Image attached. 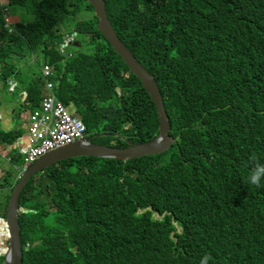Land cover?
Here are the masks:
<instances>
[{
	"label": "trees",
	"instance_id": "obj_1",
	"mask_svg": "<svg viewBox=\"0 0 264 264\" xmlns=\"http://www.w3.org/2000/svg\"><path fill=\"white\" fill-rule=\"evenodd\" d=\"M11 2L37 16L30 24L10 16L11 35L0 22V79L8 90L16 83L18 117L47 94L49 66L58 99L83 119L91 142L125 147V138L157 135L150 96L99 32L89 0ZM105 2L162 93L176 140L162 153L71 157L33 175L19 201L31 210L19 216L23 264H200L205 255L208 264H264V178L259 187L247 182L264 164V0ZM75 33V49H60ZM22 135L0 128L11 164L0 179L1 257L23 164L12 146Z\"/></svg>",
	"mask_w": 264,
	"mask_h": 264
},
{
	"label": "water",
	"instance_id": "obj_2",
	"mask_svg": "<svg viewBox=\"0 0 264 264\" xmlns=\"http://www.w3.org/2000/svg\"><path fill=\"white\" fill-rule=\"evenodd\" d=\"M89 2L93 6L95 15L98 18L97 28L99 32L122 58L124 63L129 67L130 72L140 81L142 88L150 96L158 116V133L152 139L144 142L134 143L128 138H125L128 143L125 147L110 146L91 142L87 138H82L75 142L55 148L40 156L36 162L28 167L12 191L9 207H7V219H5L7 220L5 221V224H7L9 230V237L7 238L8 253H6V264H23L19 216L23 213H28L31 210L20 208L19 201L24 187L33 175L57 162L71 157L97 156L128 161L143 155L162 153L168 150L176 140V138L170 133L171 121L165 108L162 93H160L155 80L146 72V69L119 38L109 19L105 0H89ZM77 35L78 33L74 34L72 41L77 40ZM71 43L72 42L70 41L69 45Z\"/></svg>",
	"mask_w": 264,
	"mask_h": 264
},
{
	"label": "built area",
	"instance_id": "obj_3",
	"mask_svg": "<svg viewBox=\"0 0 264 264\" xmlns=\"http://www.w3.org/2000/svg\"><path fill=\"white\" fill-rule=\"evenodd\" d=\"M72 41L69 36L66 44ZM43 79L47 94L43 96L40 105L27 119V133L15 140L13 147L23 157V167H16L22 176L30 165L43 154L76 140L86 138V124L75 112L71 114L55 93L53 69L44 67ZM15 88V84H11ZM4 157H7L6 152ZM10 161V157H7ZM6 245V244H5Z\"/></svg>",
	"mask_w": 264,
	"mask_h": 264
},
{
	"label": "rangeland",
	"instance_id": "obj_4",
	"mask_svg": "<svg viewBox=\"0 0 264 264\" xmlns=\"http://www.w3.org/2000/svg\"><path fill=\"white\" fill-rule=\"evenodd\" d=\"M19 19H20V16L14 17V20H16V21ZM69 37L72 38V36H69ZM66 39H67V37H65L63 44H60V47H61L60 49L65 48L64 44H66L65 43ZM74 49H75V47L72 45H70L68 47V50H74ZM11 58H12V63L15 64L16 68H19V66L22 67V62L18 58H16V55L11 54ZM25 79L29 80V77H25ZM4 87H6L5 83L3 80L0 79V102L3 105L10 104L9 106L11 108H14L11 112V118L12 119L14 118V128L20 129L21 133L25 136L27 133V124H28L27 119H28L29 115L34 111L35 108L33 107V105L32 106L28 105V107L26 106L27 110L22 109V115H21V117H18V115H17L18 107H19V105H22V101H20V94L17 92H15L14 94H10V92H13V90L10 88L9 89L10 92H9L7 87L6 88H4ZM43 94H46L44 88H43ZM68 110L71 114H74V112H75L74 109H72V108H69ZM2 125L3 124L0 125V128L4 129L2 127ZM4 130H7V129H4ZM5 148H7V147H5L4 145H1V147H0V179H1L2 175L4 174V170H6V169L11 170L10 169L11 164L8 162L7 158L4 157ZM15 153L16 152H14V151L11 152V154H15ZM22 167H23V164L20 168H22ZM6 190L7 189H0V203L4 202L6 200V197H5V195L7 193ZM0 214H1V211H0ZM153 216L157 219L162 218V216H159L156 213ZM0 264H6V257L5 256L4 257L0 256Z\"/></svg>",
	"mask_w": 264,
	"mask_h": 264
},
{
	"label": "clouds",
	"instance_id": "obj_5",
	"mask_svg": "<svg viewBox=\"0 0 264 264\" xmlns=\"http://www.w3.org/2000/svg\"><path fill=\"white\" fill-rule=\"evenodd\" d=\"M13 15L22 17L23 22L25 24L35 23L37 21V16L34 10H31L29 7L19 8L16 5H14L11 2V0H6L5 3L0 4V22H2L3 28L8 32L9 35L16 32L14 22L9 19V17ZM71 42H74V41H71ZM70 45L69 44L65 45V48ZM13 84H16V83H13ZM253 159H255V157H253ZM262 178H264V164L257 162L255 164V167L251 169L247 177V182L250 183L251 185H255L259 187L261 185ZM7 243L8 242H6V245ZM209 259H211V257L209 255H205L201 259L200 264H208Z\"/></svg>",
	"mask_w": 264,
	"mask_h": 264
},
{
	"label": "crops",
	"instance_id": "obj_6",
	"mask_svg": "<svg viewBox=\"0 0 264 264\" xmlns=\"http://www.w3.org/2000/svg\"><path fill=\"white\" fill-rule=\"evenodd\" d=\"M9 92H10V90H9ZM11 93L12 92H10V94ZM9 105L10 104L3 105L0 102V125L3 124L2 127L4 129H9L10 130V129L14 128V118L13 119L11 118V112H12V110L14 108H11Z\"/></svg>",
	"mask_w": 264,
	"mask_h": 264
},
{
	"label": "bare ground",
	"instance_id": "obj_7",
	"mask_svg": "<svg viewBox=\"0 0 264 264\" xmlns=\"http://www.w3.org/2000/svg\"><path fill=\"white\" fill-rule=\"evenodd\" d=\"M7 229H8V227H7ZM8 233H9V230H8ZM6 253H8V246H7V251H6Z\"/></svg>",
	"mask_w": 264,
	"mask_h": 264
}]
</instances>
